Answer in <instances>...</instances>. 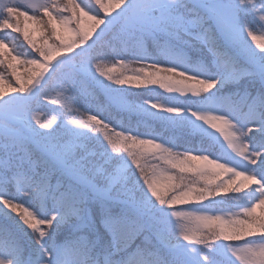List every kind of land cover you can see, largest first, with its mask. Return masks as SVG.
Masks as SVG:
<instances>
[{"label":"snow or ice","instance_id":"6c2138e0","mask_svg":"<svg viewBox=\"0 0 264 264\" xmlns=\"http://www.w3.org/2000/svg\"><path fill=\"white\" fill-rule=\"evenodd\" d=\"M0 264H264V0H0Z\"/></svg>","mask_w":264,"mask_h":264},{"label":"trees","instance_id":"16d2710c","mask_svg":"<svg viewBox=\"0 0 264 264\" xmlns=\"http://www.w3.org/2000/svg\"><path fill=\"white\" fill-rule=\"evenodd\" d=\"M18 51H24V49L23 48H20V49H18Z\"/></svg>","mask_w":264,"mask_h":264},{"label":"rangeland","instance_id":"374dc122","mask_svg":"<svg viewBox=\"0 0 264 264\" xmlns=\"http://www.w3.org/2000/svg\"><path fill=\"white\" fill-rule=\"evenodd\" d=\"M259 211V210H258Z\"/></svg>","mask_w":264,"mask_h":264}]
</instances>
